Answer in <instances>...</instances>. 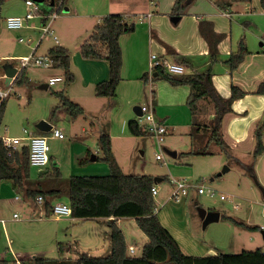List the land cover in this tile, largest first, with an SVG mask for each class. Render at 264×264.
I'll list each match as a JSON object with an SVG mask.
<instances>
[{"label": "rangeland", "instance_id": "obj_1", "mask_svg": "<svg viewBox=\"0 0 264 264\" xmlns=\"http://www.w3.org/2000/svg\"><path fill=\"white\" fill-rule=\"evenodd\" d=\"M54 1L58 3L59 0ZM106 1L64 0L57 17L53 19L54 35L61 40L56 25L59 29L64 30L66 27L65 20L74 14V4H76L75 8L79 12H83L88 6V10L96 7L95 10L98 11L101 9V5L106 4ZM247 3V6L243 4L240 6V8L242 7V16H244L240 18L251 21L252 25L246 26L244 35L256 48L259 42L257 38L253 37V34L258 37L264 35V12H262L264 8L259 4L254 5L253 2ZM26 8L25 0H3L1 4L0 76L4 74L5 63H11L20 68L21 58L32 53H34V57L42 56L45 49L55 42L48 35L40 39L42 26L38 23V16L28 21L20 29L6 28L4 19L9 16L23 17L26 14ZM66 8H70V10L66 11ZM136 23H139L138 20ZM145 24L138 25V31L146 28ZM29 25L35 28H27L30 27ZM65 36L70 38L67 34ZM19 38H22L23 41H19ZM260 39L264 41V37H260ZM40 41V45L34 51ZM70 48H74L73 45ZM25 77L26 83L12 84L10 87L4 85L0 79V88L9 89L0 125V137H20L25 135L24 130L31 134L42 135L36 128V125L42 120L64 134L62 139L47 137L49 146L47 164L44 167L30 168V177L36 179L38 173L52 172L53 167L56 166L60 172L59 179H52L43 175L42 182H45V185L41 183L40 185L37 184L36 187L34 185L33 188H54L61 191L66 188L69 176H102L91 175L92 172L94 174L100 173L90 169L97 167V163L106 164L98 159L97 163H94L95 165L86 161L89 166L82 167L83 163H80L82 154L79 155V152L82 150L80 145L83 142L89 145L91 150H95L94 136L107 128L111 135L119 136L114 137L112 152L125 174L150 175L162 178V181L155 184L157 188V194L154 196L156 209L160 216L167 215L166 218L172 222L181 221V223H185L183 226L187 228L189 236L186 238L184 236L179 237L183 253L192 256H207L217 253H238L242 250H254L258 246L264 248L262 237V231L264 232V153L254 159L252 151L250 153L238 154L234 152L231 154L229 151L224 152L213 143L206 147V143H202V141L208 134L204 128L200 129V127L202 124L208 125L210 122L206 115L213 110L211 104L206 101L200 104V112L195 119L198 126L196 125L194 128H191V125L189 128L181 126L173 131L167 130L164 140L158 142L156 137L150 134L137 137L130 136L128 122L132 120L138 122L139 120L131 107H128V112H126V116L129 118L127 120H123L124 107L122 105L116 106L110 116L106 114L107 118L104 117V111L100 112L99 109L95 114L96 105L90 106V110L94 113H85L76 118L72 117L64 108L59 107V99L55 95V92L60 91H65L67 94V85L64 82L63 73L59 69L52 66H29L26 68ZM49 78L53 79L55 84L49 85L48 88L41 87L42 84H48ZM142 105H149V102L141 101L139 106ZM81 126H85L87 131H82ZM122 129L123 133L121 134ZM191 148L193 150L206 148L208 154H189ZM168 151L176 152L178 156L172 157ZM156 155H159L160 159H156ZM97 156H99L98 158L102 156L100 150ZM170 179L184 181L191 185L188 195L180 197L179 200L170 199L173 187ZM26 186L31 187L33 185L26 183ZM198 187H202L205 193L199 194L197 192ZM211 190L214 191L213 194L208 193ZM220 195H224L226 199H220ZM47 199L50 202L65 204L67 201L64 194L59 197L48 194ZM166 199H170L169 202L161 203L162 200L165 201ZM198 208L219 212V220L211 222L203 228L202 220L197 211ZM43 211L44 205H39L35 199L28 197L24 189L15 187L10 180L0 181V221H4V224L0 222V260L5 259L12 264L13 255L17 256L21 263L34 257L58 258V261L56 260L53 264H68L73 260L76 255H71L72 252L69 255H63L66 248L65 237L59 240V242H64V245L55 242L53 244L51 240L46 239L44 225L55 224V222L53 219L49 221L44 220V218L39 222V214ZM41 215L43 214L41 213ZM142 235L147 241L146 236L143 233ZM134 241L137 244L140 243L139 240L135 239ZM135 246L136 249L131 256L140 255L141 243ZM51 247H55L53 252H50Z\"/></svg>", "mask_w": 264, "mask_h": 264}, {"label": "crops", "instance_id": "obj_2", "mask_svg": "<svg viewBox=\"0 0 264 264\" xmlns=\"http://www.w3.org/2000/svg\"><path fill=\"white\" fill-rule=\"evenodd\" d=\"M247 2L262 6L264 0H194L187 8L186 13L180 16L179 21L176 23L170 20L173 15L171 10L175 0H107L106 4L101 5V9L98 11L95 10L96 7L88 10V6L83 12H79L75 8L76 4H74V14L65 20L66 27L64 30L59 29L56 25V29L61 35V40L57 38V41L45 49L42 56H46L51 48L58 45L68 50L70 71L74 79L66 87V96L69 100L81 106L84 114L94 112L96 114L98 111H104V117L107 118L106 114L110 116L116 106L122 105L124 107L123 120H127L129 119L126 116L128 107L135 110L136 116H139V108L135 109V107H140V102L145 100L151 104L155 117L163 122L166 131H173L181 126L190 127L192 117L186 106L189 87H173L166 81H153L151 79L153 72L150 73L149 67L150 54L157 53L158 55H163L168 61L181 64L184 67L185 74L204 72L210 69L213 86L221 97L228 98L230 96L231 85H235L246 93L242 98L232 103L231 112L223 115L221 133L231 154L234 152L238 154L250 153L254 146V130L258 125L264 124V95L254 93L259 83L264 81V41L260 39L264 35L258 37L253 34V37L257 38L259 42V45L256 44V48L252 46L247 37L245 38L246 26L248 24L252 25V23L248 20H241L240 17L244 16H242V7L240 8V6L242 4L247 6ZM54 3L55 1L53 0V6ZM219 3L227 4L228 6L222 8ZM39 7L38 23L42 24V15L48 14L50 7ZM68 9L70 10V8H66V11ZM262 12H264V9ZM110 13L121 14L125 17L127 23L136 24L133 32L126 33L119 39L123 56L122 79L116 88L115 96L112 98L97 97L94 94L95 85L108 77L107 62L96 59H83L79 52L81 43L89 37L95 25L100 23L104 15ZM200 18L212 22L214 31L225 35L217 46L218 54L213 63H211L209 57L208 44L198 31ZM136 20L139 23H136ZM53 23L54 21L51 23V27ZM140 24H145L146 28L144 27V29L138 31L137 26ZM27 28L34 29L35 27L30 26ZM66 34L70 38H67ZM241 40L245 42L247 54H245L237 69L231 72L225 61L229 53L237 49ZM41 41L34 51H36ZM71 45L74 48L71 49ZM165 45L171 47L175 54H167ZM44 85H47L48 88L49 83L42 84L41 87L44 88ZM203 103L205 101H201L199 105ZM92 105L97 106L94 112L90 110ZM100 106L101 108H99ZM213 113L214 110L206 116L211 119ZM81 130L87 131L85 126H81ZM122 133L123 129L121 130ZM102 134L110 136L112 147L114 137H119L111 135L110 131L104 128L99 134L94 136L95 150H91L90 146L83 142L80 145L82 150L79 152V155L82 154L80 157V163H83L82 167L89 166L86 161L90 162V164L97 163L99 157L97 156L99 151L98 137ZM44 135L52 137L50 133ZM130 136L137 137L131 134ZM206 140L207 137L203 139L202 143H205ZM91 155L92 157L90 158ZM176 156L178 155L176 154ZM115 159L118 162L117 158ZM91 168V171H99L98 173H100L94 174L92 172L91 175H107L109 173L107 165L102 163H97V167ZM41 174L43 173H38L36 179L30 177V184L33 185L30 188H33L34 185L36 187L37 184L40 185L41 183L45 185V182H42L44 176H41ZM170 199L162 200L161 203L166 204ZM55 203L58 202H50V208L46 209L44 207V211L39 214V222L42 221V218L49 221L53 219V222H55V224L44 225L43 229L47 235L46 239L51 240L53 244L55 242L64 245V242H59V240L65 237L66 248L63 255H69L72 252L71 255H76L72 261L81 253H87L88 255L109 254L110 223L108 218L82 219L71 215L56 218L51 214L52 205ZM156 214L161 225L180 246L179 237L182 238L184 236L186 238V236H189L187 228L183 226L185 223H181V221L178 223L172 222L166 218L167 215L160 216L157 209ZM114 223L124 234L129 255L134 253L135 245H140L141 243L143 246L147 242L142 233H139L141 231L138 229L134 218H117ZM135 239L139 240L140 243L137 244L134 241ZM130 247L133 250L132 253ZM258 247L264 250L262 246ZM54 250L55 247H51L50 252ZM53 259L57 260L58 258Z\"/></svg>", "mask_w": 264, "mask_h": 264}, {"label": "trees", "instance_id": "obj_3", "mask_svg": "<svg viewBox=\"0 0 264 264\" xmlns=\"http://www.w3.org/2000/svg\"><path fill=\"white\" fill-rule=\"evenodd\" d=\"M249 1V0H244ZM3 0H0V8ZM53 0H43L39 6L50 7L49 13L53 10ZM184 0H175L171 13L182 16L186 13L189 5L183 4ZM225 8L227 4L219 3ZM264 8V2L262 3ZM42 19V23L46 22ZM135 30L134 23H127L121 14H106L99 24L95 25L89 37L84 40L79 48V52L84 59H96L106 61L108 64V77L100 81L94 87V94L97 97L112 98L115 96L116 88L122 79L123 56L119 39L126 33ZM198 31L208 44V53L213 63L218 54L217 46L225 35L216 33L212 22L200 18ZM167 54H175V51L165 45ZM247 51L245 42L241 40L235 51H231L226 59L230 71L237 69ZM52 60V67L63 72L64 82L70 84L74 76L70 71V59L68 50L62 46H54L47 54ZM26 68L20 69L13 84L21 85L26 83ZM151 79L153 81H166L173 87L187 86L189 94L186 106L191 114L192 128L198 124L195 121L200 112L201 101H206L212 105L214 113L210 122L202 124L208 134L207 147L213 143L224 152L229 148L223 140L221 133V121L225 113L232 111V103L242 98L246 93L235 85H231L230 96L223 98L219 95L212 83V72L207 69L204 72H194L189 74H171L163 66L154 69ZM264 95V81L259 83L254 92ZM59 99V107L64 108L69 114L76 118L82 116L84 111L81 106L69 100L65 91L55 92ZM6 99L0 105V125L4 115ZM198 126V125H197ZM201 126V125H199ZM199 129V130H200ZM129 133L133 136L150 134L145 126H139L137 121L128 123ZM197 130V128H196ZM49 133V132H48ZM48 133H41L42 135ZM98 148L102 156L98 159L103 161L109 173L102 176H69L66 188L63 190L30 188L26 183H30L29 148L21 147L13 150L5 147L0 139V181L10 180L15 187L25 190V194L33 199L38 195L43 197V205L50 208L48 194L56 197L66 196V204L70 207L71 216L82 219H95L106 217L110 223L109 243L110 252L105 256H92L81 253L68 264H264V250L260 247L254 250H242L238 253H217L207 256H192L182 252L177 241L161 225L156 214V202L151 189L155 186L154 177L150 175L125 174L116 161L111 146V138L107 134L98 137ZM264 153L263 125H258L254 130V146L252 149L253 158H257ZM192 155H207V149H196L189 151ZM52 172L41 174L52 179H59L60 172L55 166ZM132 217L138 229L146 236L147 242L142 246L140 255L131 256L128 253L123 232L114 223L117 218ZM13 262V261H12ZM56 260L52 258L34 257L22 264H53ZM0 264H11L8 260H0ZM63 264V263H61Z\"/></svg>", "mask_w": 264, "mask_h": 264}, {"label": "built area", "instance_id": "obj_4", "mask_svg": "<svg viewBox=\"0 0 264 264\" xmlns=\"http://www.w3.org/2000/svg\"><path fill=\"white\" fill-rule=\"evenodd\" d=\"M56 4V6H55ZM64 4V0H59L58 3H54L53 11L50 14L42 15V18H46V22L42 23L41 26V35L40 39L44 36L48 35L53 38L54 41H57V37L54 35L53 29L51 27V23L54 18L57 17L58 11ZM25 6L27 7L26 14L23 17L19 16H9L4 19V24L8 29H20L26 24L28 21L33 19L34 17L38 16L39 13V4L33 0H25ZM57 8V9H56ZM19 41H23L22 38H19ZM34 53L23 57L20 59L21 67H16L19 73L20 69L28 68L29 66H37V67H51L52 60L51 58L46 56H38L34 57ZM158 66H163L167 72L171 74H184V67L181 64L169 62L167 59L164 58L162 55H158L157 53L150 54V73L154 71V69ZM1 81L5 84V74L0 76ZM14 81V80H13ZM13 81L6 85L10 87L13 84ZM49 85H53L55 81L53 79H49ZM9 90V89H8ZM7 89L3 90L0 88V105L3 100L7 99L9 95V91ZM140 115L138 116V125L145 126L150 132L151 135H154L158 142H162L164 140V135L166 134V127L159 119H157L154 115V110L151 104L149 105H142L139 107ZM25 135L20 137H9V136H1L0 139L2 140L3 144L7 148H11L13 150L20 149L21 147H28L29 148V164L31 167H44L48 162V152L49 146L47 144V137L45 135H35L27 132L26 130L23 131ZM50 135L55 138L62 139L64 138V134L55 128H51L49 131ZM156 159H160L159 155H156ZM170 183L173 186L172 191L170 193V198L179 200L180 197H185L189 193V188L191 185H188L184 181H178L176 179H170ZM152 195L155 196L157 194L156 186L152 187L151 189ZM197 192L199 194H204L205 191L202 187H198ZM209 194H213L214 191H209ZM220 199L224 200L226 197L224 195L219 196ZM36 203L41 205L43 204V197L38 195L35 199ZM51 214L53 217L61 218L71 215L70 207L65 203H55L52 205ZM15 216V215H14ZM4 224V221H0ZM262 228V227H261ZM130 251L132 253V248L130 247ZM14 261L12 264H22L15 255L12 256Z\"/></svg>", "mask_w": 264, "mask_h": 264}, {"label": "water", "instance_id": "obj_5", "mask_svg": "<svg viewBox=\"0 0 264 264\" xmlns=\"http://www.w3.org/2000/svg\"><path fill=\"white\" fill-rule=\"evenodd\" d=\"M33 1L40 4V3H42L43 0H33ZM192 1L193 0H184L183 4L189 5ZM179 19H180L179 15H172L170 17V20L173 23L178 22ZM3 69H4V74H5V84L9 85L15 79V77L18 74L17 68L15 66H13V64H11V63H5ZM44 88H47V85H44ZM136 108H139V107H135V109ZM36 128L42 133H48L51 130L52 126L50 124H48L47 122L42 120L36 125ZM168 153L172 157H176V152L168 151ZM224 171H225V169H224ZM153 181H154V184H157L158 182L162 181V178L154 177ZM197 211H198L200 219L202 220L203 228H205L206 225H208L211 222L218 221L220 218V213L217 211H214V210H206L203 208H198ZM262 237L264 240V232H262Z\"/></svg>", "mask_w": 264, "mask_h": 264}]
</instances>
